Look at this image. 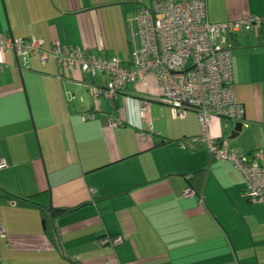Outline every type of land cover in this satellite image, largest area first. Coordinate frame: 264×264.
Masks as SVG:
<instances>
[{
    "label": "crops",
    "instance_id": "0c3cea01",
    "mask_svg": "<svg viewBox=\"0 0 264 264\" xmlns=\"http://www.w3.org/2000/svg\"><path fill=\"white\" fill-rule=\"evenodd\" d=\"M149 5L0 0V36L126 63L129 21ZM207 18L264 19V0H207ZM231 55L244 115L214 118L210 134L250 160L264 152V27L235 35ZM102 81L61 72L54 60L0 54V191L23 199L49 192L53 211L71 210L49 218L54 243L41 210L0 206V264H264V205L247 199L233 164L192 143L201 136L197 115L174 119L154 76L114 103L92 92ZM203 170L201 196L185 198ZM115 238L124 243L113 248Z\"/></svg>",
    "mask_w": 264,
    "mask_h": 264
},
{
    "label": "built area",
    "instance_id": "2783aa9c",
    "mask_svg": "<svg viewBox=\"0 0 264 264\" xmlns=\"http://www.w3.org/2000/svg\"><path fill=\"white\" fill-rule=\"evenodd\" d=\"M148 2L150 5L129 21L133 50L126 63L117 58L104 60L59 44L46 50L42 40H14L8 36H0V54L35 57L43 66L54 60L61 72L103 79L104 88L94 85L91 89L111 103L136 84L147 89L148 77L154 76L163 93L160 102L170 108L174 119H186L189 113L197 115L201 136L192 143L205 147L216 161L233 164L247 184V199L264 205V152L247 160L224 149L210 134L214 118L237 123L243 118L233 85L230 41L243 30H261L264 19L211 24L207 0ZM109 125L121 127L113 121ZM5 166L0 163V170ZM183 196L191 198L195 193L186 190ZM3 234L0 229V236ZM123 243L121 238L110 242L113 248Z\"/></svg>",
    "mask_w": 264,
    "mask_h": 264
},
{
    "label": "trees",
    "instance_id": "16d2710c",
    "mask_svg": "<svg viewBox=\"0 0 264 264\" xmlns=\"http://www.w3.org/2000/svg\"><path fill=\"white\" fill-rule=\"evenodd\" d=\"M230 46H231V50H232V39L230 41ZM101 83H103V81ZM128 90H129V88L126 90L125 93H127ZM116 111H117L116 107L112 108L111 116ZM164 144H166V142ZM205 176H206V172L203 170L201 172L196 173L188 181L189 182V187L192 189L191 191H193L196 194V196H198V197L201 196V194H202V189H203V186H204ZM49 199H50L49 198V192L48 193L38 194L36 196L23 199V198L14 197V196H12V195H10L8 193L0 191V206H15V207H18V208H37V209L41 210L42 216L45 219V222L47 224V234L49 235L50 240H52L55 243V237L52 234L51 230L49 229V226H48V223H47L49 218H50V216L48 215ZM70 212H71V210L53 211L52 215L54 217H60V216H63V215H67Z\"/></svg>",
    "mask_w": 264,
    "mask_h": 264
},
{
    "label": "water",
    "instance_id": "95a60500",
    "mask_svg": "<svg viewBox=\"0 0 264 264\" xmlns=\"http://www.w3.org/2000/svg\"><path fill=\"white\" fill-rule=\"evenodd\" d=\"M244 122H245V119L243 120L242 123L236 125L235 130H234V132L232 133L231 138L229 139L230 141L236 139V138L239 136V134H241V132L243 131V128H244V126H243V123H244ZM50 197H51V194H50ZM48 213H49L50 217L53 218V215H52V213H53V208H52V206H51V199H50V205H49Z\"/></svg>",
    "mask_w": 264,
    "mask_h": 264
},
{
    "label": "rangeland",
    "instance_id": "374dc122",
    "mask_svg": "<svg viewBox=\"0 0 264 264\" xmlns=\"http://www.w3.org/2000/svg\"><path fill=\"white\" fill-rule=\"evenodd\" d=\"M105 101L107 102V100L105 99Z\"/></svg>",
    "mask_w": 264,
    "mask_h": 264
}]
</instances>
